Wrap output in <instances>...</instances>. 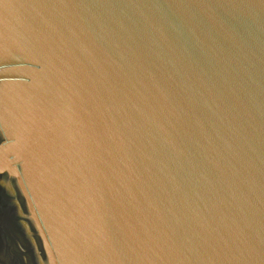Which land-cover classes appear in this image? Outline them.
<instances>
[{"label":"water","instance_id":"1","mask_svg":"<svg viewBox=\"0 0 264 264\" xmlns=\"http://www.w3.org/2000/svg\"><path fill=\"white\" fill-rule=\"evenodd\" d=\"M0 264H264V0H0Z\"/></svg>","mask_w":264,"mask_h":264}]
</instances>
